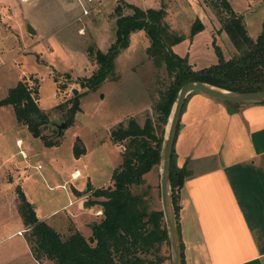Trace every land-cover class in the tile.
Returning a JSON list of instances; mask_svg holds the SVG:
<instances>
[{
	"label": "rangeland",
	"instance_id": "1",
	"mask_svg": "<svg viewBox=\"0 0 264 264\" xmlns=\"http://www.w3.org/2000/svg\"><path fill=\"white\" fill-rule=\"evenodd\" d=\"M224 1L242 16L249 36L255 40L262 29L264 0ZM131 2L140 9L161 6L166 9L165 21L170 31L182 36L171 45L172 51L186 57L196 68L217 62V48L223 58L236 54L228 34L221 28L220 17L226 12L219 0ZM125 3L124 0H0V99L18 80H24L28 87H37L35 97L48 115V123L42 129L43 139L32 136L21 123L18 132L17 129L6 131V143L0 150L6 156H13L5 164L6 179L8 172L12 174L17 184L15 191L20 188L36 218L63 234L74 208L68 202L73 200L75 192L112 183L111 174L122 161V151L111 140L110 131L130 118L140 125L147 117L155 118L153 104L171 80L164 66H155L148 56L146 49L150 41L143 31L131 40L130 48L120 51L112 72L101 84L94 89L83 85L97 69L89 48L108 50L115 40L118 17L115 8L122 7V15L132 13ZM84 9L87 14L83 13ZM196 20L201 22L202 29L192 34ZM75 97L80 109L71 125L60 128L69 118V107ZM12 123H16L14 111L1 106L0 129L6 130V125ZM15 136L20 138L19 145ZM44 140L59 144L46 146ZM78 140L84 151L76 156L74 146ZM74 170H78L76 177L70 174ZM159 171V165H155L154 170L144 175L141 184L131 186L134 194L143 197L148 210L162 209ZM94 187L86 190L88 200L93 199ZM14 201L18 210L17 193ZM6 214L0 236L24 224L22 217ZM19 239L15 237L10 243ZM20 252L23 257L27 254ZM161 253L166 257L162 264H172L170 244L164 243ZM14 256L5 257L4 263L12 264L20 259H13Z\"/></svg>",
	"mask_w": 264,
	"mask_h": 264
},
{
	"label": "trees",
	"instance_id": "2",
	"mask_svg": "<svg viewBox=\"0 0 264 264\" xmlns=\"http://www.w3.org/2000/svg\"><path fill=\"white\" fill-rule=\"evenodd\" d=\"M219 3L226 12L220 17L221 28L228 34L236 54L223 58L217 48V62L199 69L193 68L186 57L172 51L171 45L182 36L170 31L163 6L140 9L125 3L132 9V13L126 15L121 14L122 7L115 8L118 13L115 40L106 52L89 48L88 53L97 69L83 85L94 89L101 84L112 72L117 55L129 46L130 35L137 31H144L150 41L146 49L148 56L155 66H164L171 80L153 104L155 118L147 117L143 125L130 118L126 124L120 122L110 131L111 140L121 148L122 161L112 171L110 186L91 192L93 199L89 203L99 204L101 214L90 224L89 237L77 230L66 237L61 236L45 221L36 218L33 207L20 188H16L18 211L26 226L25 239L36 259L46 257L54 264H162L166 259L161 253L162 245L169 244L163 212L161 209L148 210L143 197L134 194L131 186L141 184L143 176L159 165L165 125L180 87L189 81H199L229 91L264 90V20L261 32L254 40L249 36L242 16L234 13L226 1L219 0ZM200 29L201 22L194 21L191 33ZM37 90V87H28L24 80H18L0 99V106L10 105L18 123L26 125L32 136L43 139L42 129L48 123V115L38 104ZM79 109L78 97H75L69 107V118L64 121L66 127L72 124ZM79 143L78 140L74 146L76 156L84 151ZM44 144L53 146L59 142L44 140ZM186 175L184 168L175 163L173 145L170 190L176 219L177 192Z\"/></svg>",
	"mask_w": 264,
	"mask_h": 264
},
{
	"label": "crops",
	"instance_id": "3",
	"mask_svg": "<svg viewBox=\"0 0 264 264\" xmlns=\"http://www.w3.org/2000/svg\"><path fill=\"white\" fill-rule=\"evenodd\" d=\"M124 1L132 4L131 0ZM140 34L143 31L132 33L130 42ZM3 107L13 110L10 105ZM16 129L18 132L17 120L6 125V130L0 129V147L6 143V131ZM15 141L20 144V138L15 136ZM174 152L176 165L187 173L177 192L183 264H264V102L231 104L191 92L179 116ZM20 153L26 155L23 150ZM12 158V154L6 156L0 150L1 232L6 212L21 217L14 201L16 181L9 172L6 179L4 170ZM76 172L70 174L75 176ZM59 185L64 186H55ZM87 188L76 191L68 202L74 208L66 233L49 224L61 236L75 230L86 238L91 235L90 224L99 219L101 206L90 205ZM25 230L23 224L0 236V264L13 255V259H20L12 264H54L46 257H34L23 235ZM15 237L20 239L10 243ZM20 251L27 252L26 256Z\"/></svg>",
	"mask_w": 264,
	"mask_h": 264
},
{
	"label": "water",
	"instance_id": "4",
	"mask_svg": "<svg viewBox=\"0 0 264 264\" xmlns=\"http://www.w3.org/2000/svg\"><path fill=\"white\" fill-rule=\"evenodd\" d=\"M28 28L31 32H34L30 26ZM74 91L75 93L77 92L76 90ZM194 91H199L231 104L264 102V90L252 92L229 91L199 81H189L180 87L176 99L171 106L167 123L165 125L159 160L160 195L162 203L161 210L163 212V217L167 228L168 240L171 248L172 264H183V258L180 234L170 190V161L178 127L179 116L181 114L186 97L188 94ZM64 127L65 124L62 123L60 128Z\"/></svg>",
	"mask_w": 264,
	"mask_h": 264
},
{
	"label": "built area",
	"instance_id": "5",
	"mask_svg": "<svg viewBox=\"0 0 264 264\" xmlns=\"http://www.w3.org/2000/svg\"><path fill=\"white\" fill-rule=\"evenodd\" d=\"M87 12H88V11H87L86 9H84L83 13H84V14H87ZM99 212H101V211H99ZM100 214H101V213H100Z\"/></svg>",
	"mask_w": 264,
	"mask_h": 264
}]
</instances>
